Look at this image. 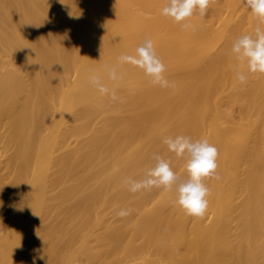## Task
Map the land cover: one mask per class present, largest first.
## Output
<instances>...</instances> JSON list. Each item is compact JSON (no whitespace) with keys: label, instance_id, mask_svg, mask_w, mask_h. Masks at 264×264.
<instances>
[{"label":"bare ground","instance_id":"6f19581e","mask_svg":"<svg viewBox=\"0 0 264 264\" xmlns=\"http://www.w3.org/2000/svg\"><path fill=\"white\" fill-rule=\"evenodd\" d=\"M165 2L0 0V264H264V75L240 84L231 53L258 20L244 0H215L184 30ZM145 38L172 87L117 65ZM106 65L123 76L115 102L89 82ZM176 135L219 150L203 219L174 192L122 183L153 153L186 179L163 142Z\"/></svg>","mask_w":264,"mask_h":264},{"label":"clouds","instance_id":"9594fccd","mask_svg":"<svg viewBox=\"0 0 264 264\" xmlns=\"http://www.w3.org/2000/svg\"><path fill=\"white\" fill-rule=\"evenodd\" d=\"M215 0H166L161 9V15L179 24L182 29L189 30L193 27L189 21L198 11L204 17L209 7ZM246 7L258 20V24L251 34L237 36L231 45V53L240 63L234 69V78L240 84L248 82V74L264 75V0H244ZM130 64L140 70L154 85L169 88L173 85L166 78V66L158 56L153 41L145 38L135 49V54L121 53L117 57V65ZM246 64L247 73L241 65ZM105 75L90 70L89 82L100 94L106 95L113 102L120 100L117 95V87L123 80L117 66H105ZM105 78L113 81L112 87L105 82ZM122 102V101H121ZM164 144L169 152L177 157H184V169L186 179L173 170L169 160L159 153H153L152 159L155 165L148 169L143 179L135 180L123 177V185L131 193L151 191L154 188H162L175 193V206L195 218L203 219L209 207L208 197L210 189L207 180L222 179L218 172V148L206 138L193 139L187 135L165 137ZM118 171V169H114ZM131 214V209H121L117 215L125 218ZM42 258V257H40ZM36 264V259H33Z\"/></svg>","mask_w":264,"mask_h":264},{"label":"rangeland","instance_id":"374dc122","mask_svg":"<svg viewBox=\"0 0 264 264\" xmlns=\"http://www.w3.org/2000/svg\"><path fill=\"white\" fill-rule=\"evenodd\" d=\"M220 6V4L218 5V7ZM216 8H217V6H216ZM221 11H223V10H221ZM226 13V11H224V14ZM207 16V15H206ZM206 16H204V17H201V18H205V19H209L210 17L208 16V17H206ZM71 141H73V139H70ZM113 219H116V217H115V215H112V220Z\"/></svg>","mask_w":264,"mask_h":264}]
</instances>
